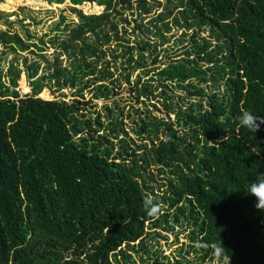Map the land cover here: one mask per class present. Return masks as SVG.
<instances>
[{"label": "trees", "instance_id": "1", "mask_svg": "<svg viewBox=\"0 0 264 264\" xmlns=\"http://www.w3.org/2000/svg\"><path fill=\"white\" fill-rule=\"evenodd\" d=\"M69 2L78 21L61 15L54 24L53 57L28 28L0 30L1 57L12 56L0 76L25 70L31 83L24 91H38L41 70L49 86L76 95L0 91V264H146L160 257L149 222L186 229L194 257L181 246L174 264L216 258L212 246L220 242L230 264H264V212L246 193L264 173V124L252 133L236 119L243 110L264 117V0L173 3L166 13L183 29L175 43L193 31L175 55L164 14L143 21L149 0ZM83 3L104 11L85 15L75 8ZM125 8L142 20L131 40L116 19ZM8 15L0 11V20ZM118 58L127 99L141 104L128 115L130 130L116 102L105 103V113L84 106L116 94L120 78L110 64ZM86 88L91 98L80 100ZM152 164L164 174L161 193L153 190ZM146 197L163 212L150 216Z\"/></svg>", "mask_w": 264, "mask_h": 264}, {"label": "rangeland", "instance_id": "2", "mask_svg": "<svg viewBox=\"0 0 264 264\" xmlns=\"http://www.w3.org/2000/svg\"><path fill=\"white\" fill-rule=\"evenodd\" d=\"M178 0H149V7L151 8V11H149L146 14H142L144 16L143 21L145 22L152 16H157L158 14L162 13L164 14V19L169 22L170 29L168 34L172 35V38L170 39V42L167 44L172 50L173 54L175 55L177 53H181L180 50L184 48V46H188L187 39L188 36L192 34V29L189 30L188 34L185 36V40L178 41L175 43V40L178 39L181 35L182 28L177 27L176 25L172 24V16L166 13V8H172V4L177 2ZM71 4L69 0H63L61 3H48L45 0H2L0 2V11H3L5 13H8L7 20L11 21V24H8V21L5 20V18L0 20V30L1 29H9L10 31H16L22 33L25 28H28L32 35V40L34 42H39V39L41 38L44 42L45 49L42 50V52H46V54L49 57H53L54 49H55V42H52L49 40L52 38V36L55 34V30L53 29L54 24L60 20L61 15L65 17L64 22H75L77 23L78 19L74 11L71 10ZM77 10H80L85 15H91V14H98L104 11L103 6H98L96 3H83L80 6H75ZM176 11L175 9L173 10ZM141 15L137 14V11L135 8H125L121 10V13L116 16V19H118V26L121 28L122 26L125 28L124 36H127L130 40L139 35V32L137 30L136 24L140 21ZM5 20V21H4ZM10 28H9V27ZM68 29H66L67 31ZM133 30V31H132ZM196 30V29H195ZM65 31V30H64ZM199 36L206 35L205 30H197L196 31ZM63 36L61 33L59 34V37ZM178 37V38H177ZM2 47H0L1 49ZM33 49V48H32ZM23 55L30 54L31 57H33L32 52H21ZM0 54V68L2 71H5L8 66V60L12 58L11 54L7 55L6 59H3ZM62 63L68 62V58L65 56V54L61 55ZM105 58H110V52L108 51ZM160 62H165L168 58L167 55L162 54L158 57ZM120 62H122V58H118L115 65L111 61V70L114 71L115 76H119L120 83L118 88L116 89V94H112L111 97L104 101L102 99H94L90 102L86 103L84 106L88 107L90 106V111L92 112L94 110H102L103 113H105V103L112 104L113 102H116L119 107L123 109V121L126 123V126H128V130H130V127L133 126L131 123V120L128 118V115H133V111L135 109H141V104H137L133 101H129L128 98V91L127 86L125 84V81L122 78L121 73V67ZM21 59H19V65H21ZM137 72V71H136ZM136 72L132 73V76L136 74ZM37 76L34 77L36 79L38 76L41 77L42 84L38 86L39 89H33L31 91H24L23 85L31 83V74L28 72H25V70H21V73L19 77H12L10 75L4 74L3 76H0L1 83H6L3 86H0V91L3 90L6 87H9V89L15 88L21 95L25 93H30L36 96H41L45 99H53V98H64L65 100H72L76 97L73 89L70 88H63L62 90H57L55 86H49L47 84V81L43 79L41 70ZM131 76V78H132ZM21 83H23L21 85ZM36 91V92H35ZM60 92H63L65 95L61 96ZM91 91L86 88L82 90V97L77 96L80 98V100L88 101L91 98ZM133 106V107H131ZM157 115H161L159 113H156ZM131 135L133 133L130 132ZM150 170L154 173V179H153V190L157 193H161L164 190V187L166 185L162 184L164 179V174L162 175L156 165L152 164L150 167ZM163 177H162V176ZM163 178V179H162ZM165 180V179H164ZM165 209V207H163ZM163 209V210H164ZM161 211V213L163 212ZM146 229L150 232H154V236H156L155 240H158V243L155 244L156 248L160 250V257L159 261H161L162 264H174L175 258L179 256L178 251L180 250V247L182 246V254L187 255L188 259H192L194 257V253L192 252V248L189 246V239L187 237V231L186 229L179 228L178 226H174L173 229H167V230H161L159 227H152L149 223H145ZM156 232H160V236L156 234ZM154 243V240H153ZM155 247L150 249L151 251H154ZM186 249L189 250V252H186ZM164 255H167V258H163ZM146 264H153L155 262L154 257L145 258ZM138 262V260H137ZM140 264V263H137ZM198 264H224V261H218L216 258L208 259L205 257V261L200 262Z\"/></svg>", "mask_w": 264, "mask_h": 264}, {"label": "clouds", "instance_id": "3", "mask_svg": "<svg viewBox=\"0 0 264 264\" xmlns=\"http://www.w3.org/2000/svg\"><path fill=\"white\" fill-rule=\"evenodd\" d=\"M236 119L240 127L246 128L252 133L259 131L260 126L264 124V117L249 110H243ZM251 152L259 156L260 151L251 150ZM246 193L251 194L255 198L254 208L264 212V173L256 174L255 179L248 185ZM143 206L150 216H157L162 211L161 205L156 202L153 197H146ZM122 245L123 244H121V246ZM212 247L213 255L218 261L223 259L224 264H230V257L226 255L225 248L222 246L221 242ZM154 259L155 262H153V264H159V262H161L156 257Z\"/></svg>", "mask_w": 264, "mask_h": 264}]
</instances>
